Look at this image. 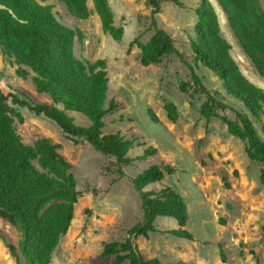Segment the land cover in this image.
Masks as SVG:
<instances>
[{"label": "rangeland", "instance_id": "1", "mask_svg": "<svg viewBox=\"0 0 264 264\" xmlns=\"http://www.w3.org/2000/svg\"><path fill=\"white\" fill-rule=\"evenodd\" d=\"M147 1L109 0L115 26L124 29L121 42H115L103 32L91 0L88 1L90 17L85 21L73 17L62 3H44L52 7L64 26L84 33V42L75 43L77 59L91 64L104 60L107 64L108 102L115 101L118 109L104 119V135L120 134L134 142L128 155L133 163L124 168L126 177L121 178L114 158L99 154L86 141L75 145L54 123L21 110L24 124L17 122L16 127L22 142L32 146L40 139H48L60 145L59 153L72 164L71 173L81 193L75 219L55 250L52 264H115L114 257L102 258L103 246L125 242L129 231L143 221L141 199L131 179L153 165L170 166L176 173L146 191L159 192L171 187L183 197L189 211L186 230L194 240L171 237L168 233L178 229L177 222L159 218L155 223L156 233L133 241L145 259L156 258L160 264H264V187L260 182L264 166L248 158L246 144L230 135L220 119L207 121L201 116L205 96L195 95L192 89L188 93L181 91V85L192 80L190 69L177 55L159 65L141 66V51L130 45L135 40L146 44L154 35L153 7ZM160 1L158 27L173 37L184 60L192 64L209 91L219 93L221 100L240 108L224 92L217 76L195 62L191 42L200 0H176L182 7L175 0ZM211 1L222 36L232 47L233 59L245 77L264 90V79L243 55L216 0ZM261 5L264 9V0ZM16 69L0 48V89L4 94L19 92L38 103H52L48 96L36 92L31 76L26 80L19 78ZM167 103L177 107V123L169 121ZM148 109L157 116L159 125L151 122ZM67 114L77 125L90 126L85 116L71 111ZM223 115L235 119L230 111ZM255 126L264 140V115ZM148 148L156 149L157 154L138 161ZM19 240L16 229L0 217V264H17L6 244L18 246Z\"/></svg>", "mask_w": 264, "mask_h": 264}, {"label": "trees", "instance_id": "2", "mask_svg": "<svg viewBox=\"0 0 264 264\" xmlns=\"http://www.w3.org/2000/svg\"><path fill=\"white\" fill-rule=\"evenodd\" d=\"M64 4L69 13L79 19L90 17L89 0H0V48L4 56L17 66L16 75L24 80L31 76L39 95L50 98L51 104L38 103L24 93L4 94L0 89V217L8 221L20 234L18 246L6 244L17 264H52L53 255L68 234L75 219V209L81 197L77 182L71 173L72 164L59 153L60 145L40 139L26 145L18 134L16 123L24 124L21 110L31 117L54 123L67 140L75 145L86 141L95 151L112 157L118 163L119 177H126L125 167L132 165L128 157L134 142L120 134L104 135V119L113 115L118 105L108 102L109 79L107 64L98 60L94 64L76 58L75 43H83L85 35L80 29L64 26L46 2ZM100 19L102 30L115 42H121L123 28L115 26V16L109 0H91ZM178 7L182 5L175 0ZM226 17L228 27L243 55L264 79V9L261 0H216ZM162 2L148 0L154 35L146 43L135 40L141 51L140 64L144 68L159 65L164 59L177 55L191 71V83L182 84L181 91L192 89L195 95L205 96L200 107L207 121L220 119L228 132L246 144V153L252 162L264 166V140L256 122L264 115V90L250 82L231 55L232 47L222 36L217 11L211 0H200L195 11L198 22L191 49L195 62L212 71L222 82L228 97L240 104L230 106L220 99L219 93L209 91L196 69L184 60L176 41L158 27ZM76 112L90 121V126L75 123L67 112ZM168 119L177 123V107L165 105ZM228 111L232 120L223 115ZM148 117L154 125L160 121L151 109ZM264 132V128H263ZM157 154L148 148L138 161ZM170 166L153 165L131 179L144 212L143 221L133 227L123 243L104 244L102 258H115V264H160L158 259L147 260L134 244V240L157 232L159 218L174 219L178 229L168 233L176 239L193 241L186 230L189 223L188 206L183 197L171 187L159 192L146 191L151 185L162 183L174 176ZM260 182L264 187V168ZM226 187L230 186L226 184Z\"/></svg>", "mask_w": 264, "mask_h": 264}]
</instances>
